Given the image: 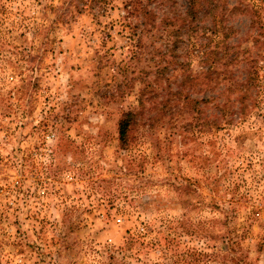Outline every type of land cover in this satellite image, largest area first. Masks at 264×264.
<instances>
[{
  "label": "clouds",
  "instance_id": "clouds-1",
  "mask_svg": "<svg viewBox=\"0 0 264 264\" xmlns=\"http://www.w3.org/2000/svg\"><path fill=\"white\" fill-rule=\"evenodd\" d=\"M72 2L0 0V158L7 162L0 165V264H172L181 254H207L213 259L206 264H221L224 257L264 264V89L259 108L250 102L246 117L221 121L218 137L195 142H187L181 131L193 119L184 114L185 105L173 106L169 119H162L163 105L173 95L167 86L157 100L141 95L144 84L138 80L109 108L89 107L83 101L103 87L102 81L113 85L106 90L112 95L124 78L111 64L96 76L95 53L107 51L101 47L103 29L93 13L77 15ZM186 6L187 0H141L158 29L165 19L191 21ZM255 11L264 16V0H228L225 19L244 17L246 34L255 37L258 31L250 28ZM206 12L196 20L201 28L213 23ZM62 14L66 23L57 19ZM127 15L123 8L109 9L99 20L119 30ZM144 19L134 17L131 23ZM46 36L58 38L54 52L45 53ZM116 40L117 63L131 66V42L120 49ZM183 60L194 61L197 67L188 75L200 81L187 95L236 103L227 98L226 85L218 95L204 86L207 69L199 57ZM184 76L183 70L171 73L173 89ZM116 110L121 120L131 116L123 141L118 133L108 135ZM53 116L61 117L59 123L44 130L42 122ZM77 116L67 131L64 117ZM209 140L221 145L219 158ZM28 156L25 164L21 157ZM142 162L144 172L138 167ZM176 176L198 181L196 192L186 195V181Z\"/></svg>",
  "mask_w": 264,
  "mask_h": 264
},
{
  "label": "rangeland",
  "instance_id": "rangeland-1",
  "mask_svg": "<svg viewBox=\"0 0 264 264\" xmlns=\"http://www.w3.org/2000/svg\"><path fill=\"white\" fill-rule=\"evenodd\" d=\"M201 1L203 5L202 8L207 9L206 15H211L213 23L210 26L206 25L201 28V26L195 22V24L193 23L190 26L193 27L192 30H188L187 32L181 30L182 32L177 33L180 41L178 42V47L175 48L177 56L174 58V64L168 66V69L162 76L154 77L153 63L157 61L160 51L164 49V41L157 33L155 35L152 34L155 32V29L151 31L145 30L143 22L142 24L131 23L134 17L138 18L141 15L146 17L144 12L147 10H142L141 0H130V2H135L137 9H134L132 12L133 14L128 11V15L123 18V23L120 24L119 30H117V25L115 23L110 22L107 25L101 24L99 16L107 15L109 9L113 12L117 11L119 8L127 10L129 8V0H120V4H117L115 0H73L70 4V8L74 7L77 15H84L85 11L93 13L92 18L96 21L97 25L103 29L104 39L101 47L105 48L107 51H105L103 55L98 51L95 53L97 57L96 76L99 78L104 71V67L111 64L118 69L119 73L124 78L120 83L114 86L115 90L112 96L108 95L106 90L111 91L113 85L102 81L103 87L91 93L90 97L85 98L83 102L89 107L109 108L118 96L122 97L124 93H127L130 90V86L134 88L135 83L139 80L144 86L148 84L145 88L147 92L146 95L153 94L154 98L157 100L160 99V90L164 86H167L169 91H179L177 95L180 97L179 99L175 96L171 97V101H174L172 105L179 107L186 103L185 101H181L183 99L182 96L186 94V89L200 82L193 80L191 76L188 75L190 71L195 70L197 67L194 61H184L183 58L199 57L200 63L204 65L206 69L208 65L212 63L211 67L218 72V77H216V79L212 78L209 84L204 72L202 76L204 86H211L213 93L218 95L220 86L226 85L225 92L228 94L227 98L231 99L235 97L236 103L221 104L218 100L214 99L213 96L205 97L203 100L197 98L196 100L199 101L194 102L193 99L187 95L188 101L185 105L187 111L184 114L193 118L190 122H186L181 129L187 137V142H195L197 138L202 136L218 137L219 134L224 131V124L221 123V121L231 124L239 116L246 117L250 102L253 108H259V96L261 94V89H264V65L261 64V60H264V16L261 15L260 11H255V19L250 25V28L257 30L258 35L252 37L250 34H246L248 33V28L244 26V17L238 16L230 21H226L225 13L228 10V0ZM49 10L52 12L56 11L55 8H50ZM67 11H69V9L65 10V12ZM199 13L197 15H199ZM57 19L60 23H66L63 14L57 17ZM144 20H146V18ZM155 20L156 17L154 18V23ZM147 23L148 22H146V24ZM146 27L150 28L151 24ZM113 33H115V37ZM182 33L188 35V40L180 38ZM22 35L23 33H21V36ZM117 37L120 41V49L125 48V42H131L132 49L136 51L137 48L134 46V41L137 38L140 39V43H144L140 50L142 54L139 55V57L129 59V65L131 66L125 65L124 61L117 63L115 59L118 46ZM57 39V37L46 36V41L49 46L45 49V53L55 51L54 46L57 43ZM194 39L195 43H193ZM59 42L63 43L64 41L60 39ZM216 58L219 59L213 61ZM36 60V57H29L30 63H35ZM40 63L43 64L42 59ZM73 70H76V66H73ZM177 70H183L185 75H188V78L185 79V84L181 85L179 89H173L171 73ZM34 87H39L38 82ZM24 94L27 95L26 92ZM242 94H244L243 98L240 99ZM173 106H171V109ZM10 107L9 105V108ZM196 109H198V111H196ZM209 111L214 112L215 115H209ZM119 114V110L113 113L114 119L111 131L108 133V135L112 137L116 136V122ZM60 119L61 117L59 116H53L51 121L42 122V127L44 130H47L50 123L54 125L59 123ZM162 119H169L168 113L164 112ZM78 121V116L71 119L64 117V126L67 127V131L71 132V125ZM173 130H175V127H173ZM208 143L215 149L216 156L219 158L222 154V147L219 142L216 140H209ZM163 151L164 150L161 149V158H163ZM184 155L188 156L189 153H185ZM21 159L26 164L31 157H21ZM157 162H159V160ZM0 165L6 167L7 162L3 158H0ZM138 167L141 172L147 170V164L144 162ZM177 171H179V169ZM176 179H183L186 181V195H191L196 192L199 186L198 181L193 183V181L186 176H176ZM236 191H239V186H237ZM237 202L239 203V201ZM109 207H114L111 201H109ZM214 207L217 210L219 209L218 204L214 205ZM86 211H89V214H91L90 210ZM253 214H256L255 210ZM14 223L18 224L19 221L17 220ZM165 239L167 243L171 245L172 241L167 240V238ZM237 247L238 245L233 241L231 245L232 252L235 253ZM260 250L264 251V245L260 246ZM184 258L185 256L181 254L173 259L172 264H187L185 262L188 257L183 261L182 259ZM110 259H114V257H110ZM212 259L211 256L203 254L198 264H206L207 261H211ZM224 260L225 257L222 258L221 264H244L243 258L232 257L231 260ZM188 261H190V259Z\"/></svg>",
  "mask_w": 264,
  "mask_h": 264
},
{
  "label": "trees",
  "instance_id": "trees-1",
  "mask_svg": "<svg viewBox=\"0 0 264 264\" xmlns=\"http://www.w3.org/2000/svg\"><path fill=\"white\" fill-rule=\"evenodd\" d=\"M91 1H93V0H91ZM202 6L203 5H202L201 0H187L186 11H187V15L189 17H191V21L179 19V18H177V19H165L159 29L157 28L156 23H154L155 15L149 13L148 11L144 12V14L146 15V17H145L146 20H143V25H144L145 30L151 31L152 29H155V32H153L152 34L155 35L157 33L160 37L163 38V41H164V49L162 51H160L159 58L157 59V61H155L153 63L154 64L153 65V72L155 73L154 77L162 76V74L168 69V66L174 64V62H175L174 58L177 56V53H175V48L178 47L177 45H178V42L180 41L177 33L182 32L181 30H183L185 32H187L188 30H192L193 27H190V26L193 23L195 24L197 17H198L197 14L201 10H203ZM134 9H137V7L135 6V2H130V0H129V8L127 9V11H129L131 14H133L132 12L134 11ZM142 10H145V9H142ZM146 22H148V23L146 24ZM149 24H151V27L147 28L146 26ZM143 45H144V43L143 44L140 43L139 38L135 39L134 46L137 48V50L134 51V49H132L130 59L135 58V57H139V55L142 54V51H140V50H141V47H143ZM218 59L219 58H216L213 61H217ZM211 64L212 63H210L208 65L207 70L204 73L208 79V84L210 83L212 78L216 79V77H218L217 76L218 72L216 71V69L211 67ZM187 78H188V75L186 74L183 78L182 85L185 84L184 81ZM147 86H148V84H146L144 86V88L141 90V95H146L147 92H146L145 88ZM170 92L173 93L172 96H175L177 99L180 98L179 96H177L179 94V91H170ZM243 95L244 94H242L240 96V99L243 98ZM172 96H170L165 101L163 108H162L163 113L164 112L169 113L171 111V106H173L172 102H174V101H171ZM182 98L183 99L181 101H185L187 103V101H188L187 94H184L182 96ZM193 101L195 102V101H199V100L193 99ZM186 103L184 105H186ZM196 111H198V109H196ZM120 115H121V113L119 114L117 122H116V135L118 133L120 139L123 141L124 137L127 135V130L131 124V116L129 115L128 119H126V120H121ZM186 257H188V259L186 260L185 263H187V264H198L201 257H203V254H201L200 256L189 255V256H185V258ZM185 258L182 260L185 261ZM189 259H190V261H188ZM227 260H231V258L225 257L224 261H227Z\"/></svg>",
  "mask_w": 264,
  "mask_h": 264
}]
</instances>
